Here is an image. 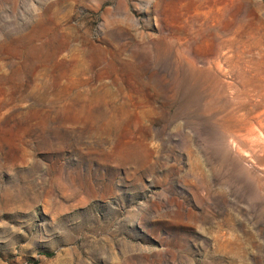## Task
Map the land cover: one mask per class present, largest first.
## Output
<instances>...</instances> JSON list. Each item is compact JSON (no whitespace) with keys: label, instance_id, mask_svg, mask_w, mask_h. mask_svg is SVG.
<instances>
[{"label":"rangeland","instance_id":"rangeland-1","mask_svg":"<svg viewBox=\"0 0 264 264\" xmlns=\"http://www.w3.org/2000/svg\"><path fill=\"white\" fill-rule=\"evenodd\" d=\"M0 264H264V0H0Z\"/></svg>","mask_w":264,"mask_h":264},{"label":"bare ground","instance_id":"bare-ground-1","mask_svg":"<svg viewBox=\"0 0 264 264\" xmlns=\"http://www.w3.org/2000/svg\"><path fill=\"white\" fill-rule=\"evenodd\" d=\"M40 21H41V20H39V22H40ZM38 27H39V26H38ZM34 28H37V27H34ZM37 30H38V29H37ZM42 30H43V28H42ZM34 31H35V30H34ZM31 32H32V31H31ZM35 32H37V31H35ZM39 33H40V32H38V34H39ZM29 34H30V32H29ZM33 35H34V33H33ZM33 35H32V36H33ZM22 37H23V36H22ZM27 37H30V36L28 35ZM38 37H39V36H38ZM25 38H26V37H24V39H25ZM34 38H36V36H35ZM19 39H20V38H19ZM26 39H27V38H26ZM26 39H25V40H26ZM29 39H30V38H29ZM29 39H27V40H29ZM37 39H38V38H37ZM22 40H23V39H22ZM25 40H24V41H25ZM31 40H32V39H31ZM35 40H36V39H35ZM17 41H18V40H17ZM17 41H16V42H17ZM38 41H39V40H38ZM22 42H23V41H22ZM29 42H30V41H29ZM25 43H26V42H25ZM26 44H27V43H26ZM29 44H31V43H29ZM29 44H28V45H29ZM32 44H33V43H32ZM32 44H31V45H32ZM19 45H20V44H19ZM33 46H34V44H33ZM36 46H37V45H36ZM11 47H12V46H11ZM15 47H16V46H15ZM37 47H39V46H37ZM37 47H36V48H37ZM26 48H27V46H26ZM26 48H25V50H26ZM29 48H30V45H29ZM33 49H35V48H33ZM13 50H15V49H13ZM20 50H21V48H20ZM28 50H29V49H28ZM28 50H26V51H28ZM36 50H37V49H36ZM36 50H35V51H36ZM40 50H42V49H40ZM29 51H30V50H29ZM32 52H33V50H32ZM38 52H39V51H38ZM35 53H37V52H34V54H35ZM26 54H27V53H26ZM31 55H32V53H31ZM27 57H28V56H27ZM259 122H260V121H259Z\"/></svg>","mask_w":264,"mask_h":264}]
</instances>
